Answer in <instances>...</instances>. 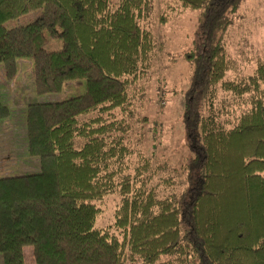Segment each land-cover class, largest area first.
I'll use <instances>...</instances> for the list:
<instances>
[{"label":"trees","instance_id":"1","mask_svg":"<svg viewBox=\"0 0 264 264\" xmlns=\"http://www.w3.org/2000/svg\"><path fill=\"white\" fill-rule=\"evenodd\" d=\"M177 1L199 10L179 115L190 156L182 186L157 196L147 184L169 167L140 155L128 170L115 113L150 59L152 0H0L5 80L27 57L36 94L84 83L78 95L30 101L17 116L38 170L0 177L1 264H24L26 244L34 264H264V55L251 72L224 78L232 66L222 35L244 0ZM34 9L29 22L5 26ZM49 38L59 47L44 48ZM227 93L234 109L244 105L230 123L215 106ZM9 114L0 101V121ZM112 191L117 236L94 225V202Z\"/></svg>","mask_w":264,"mask_h":264},{"label":"rangeland","instance_id":"2","mask_svg":"<svg viewBox=\"0 0 264 264\" xmlns=\"http://www.w3.org/2000/svg\"><path fill=\"white\" fill-rule=\"evenodd\" d=\"M38 11H27L4 24L6 27L25 24ZM198 12L195 8L182 7L177 0H152L147 21L153 36L150 59L147 64L143 63V72L135 83L130 104L123 112H115L125 125L124 142L130 149L125 159L128 170L140 155L148 156L152 166L162 163L169 167L157 171L147 184L157 196L182 186V166L190 156L179 115L181 94L191 67L184 54L192 49ZM222 41L232 66L223 77L233 78L251 72L256 61L264 55V0H244L232 23L225 28ZM59 45L58 39L49 38L43 47L54 49ZM16 66L15 76L5 80L0 64V101L10 111L7 121H0V177L38 170L37 157L28 155L25 150L23 125L17 118L25 104L61 100L78 95L84 89L83 79H77L64 82L57 92L36 94L32 91L30 59L18 57ZM229 96L227 93L225 101L217 99L215 103L224 110L219 113V120L227 123L233 120L238 108L244 107L239 105L234 109L235 105L227 101ZM261 174L264 177V173ZM165 177L170 179L169 185L161 181ZM117 199V193L112 191L94 202L98 208L94 225L116 236L112 214ZM204 209L209 206L205 204ZM22 257L24 264H34L30 245L22 246Z\"/></svg>","mask_w":264,"mask_h":264}]
</instances>
